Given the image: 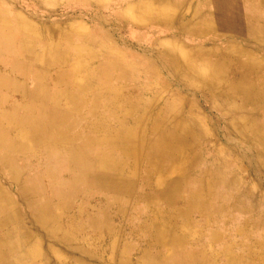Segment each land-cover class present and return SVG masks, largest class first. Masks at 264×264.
<instances>
[{"label":"rangeland","instance_id":"obj_1","mask_svg":"<svg viewBox=\"0 0 264 264\" xmlns=\"http://www.w3.org/2000/svg\"><path fill=\"white\" fill-rule=\"evenodd\" d=\"M210 1L0 0V264H264V41Z\"/></svg>","mask_w":264,"mask_h":264},{"label":"bare ground","instance_id":"obj_2","mask_svg":"<svg viewBox=\"0 0 264 264\" xmlns=\"http://www.w3.org/2000/svg\"><path fill=\"white\" fill-rule=\"evenodd\" d=\"M259 1V0H258ZM220 2V1H219ZM226 2V1H225ZM230 2V1H229ZM213 3V2H212ZM248 4V3H247ZM227 5V4H226ZM259 5V4H258ZM240 6V5H239ZM242 6H244V5H242ZM215 7V6H214ZM224 7V6H223ZM225 8V7H224ZM241 8V7H240ZM252 8V7H251ZM250 8V9H251ZM217 9V8H216ZM227 9V8H226ZM258 10V9H257ZM217 11V10H216ZM219 12V11H218ZM226 12V11H225ZM247 13V12H246ZM216 14V13H215ZM220 14V13H219ZM249 14V13H248ZM260 14V13H259ZM262 14V13H261ZM217 15V14H216ZM230 15V14H229ZM257 15V14H256ZM222 16V15H221ZM244 16V15H243ZM233 18V17H232ZM217 21V23H218V30H230V29H232L233 30V28H237L236 26H235V24L237 25H239L240 23H238L237 21H234V19L232 20V19H230V18H227V17H225V16H223V17H220V18H218V19H216ZM241 20V19H240ZM245 20V19H244ZM245 23V22H244ZM249 26V25H248ZM242 28V27H241ZM5 29V27L4 26H1L0 25V53L3 51V50H7L8 51V53L11 55L12 53H13V61L12 62H16L17 61V53H16V51H15V49H17V50H19L20 51V53H24V51L23 50H21L20 49V47L22 48V46H23V44H24V40H25V38H26V34H25V32L23 31V30H21L20 32L17 30V32H19V36L20 37H17L16 39V44L14 45V47H13V43H15V39H14V42H11L10 41V37L11 36H9V34L8 33H6V32H3V30ZM240 29V28H239ZM161 30V29H160ZM159 30V31H160ZM251 30V29H250ZM238 31V30H237ZM242 32H244V29H242ZM251 32V31H250ZM173 33V32H172ZM185 35V34H184ZM245 35V34H244ZM190 36V35H189ZM10 42V43H12V45L10 44V43H8V42ZM15 51V52H14ZM236 62L235 61V58H234V56H232V55H229L226 59H223V60H221L220 62H219V64H221L220 66L217 64L216 66H217V68H219V67H223V66H225V67H227V66H229V63L230 62ZM6 64V66H8L9 67V65H11L9 62H8V60L5 62ZM237 64H238V62H237ZM243 64H246V62H243ZM224 68V67H223ZM218 73L220 72V69H215ZM232 70V69H231ZM234 70V69H233ZM239 70H241V69H239ZM242 70H244V69H242ZM223 72V71H222ZM222 72H220L222 75H225V73H222ZM220 73H219V75H220ZM246 71L244 72V73H242V71H236L235 72V74L233 75L234 77H235V81L236 82H234V83H229V85H228V89H232V90H226V91H223L222 93H224V94H226V95H229L231 92L230 91H233V93L235 92L233 89H235L236 87H238V85H240V84H242L243 83V79H245V80H247L248 78H246L247 76H246ZM243 75H244V77H243ZM253 77L254 76H251V78L249 79V80H253ZM256 82V83H255ZM255 82H251V81H248V93L250 92V93H256V95H259L260 93L262 94V99H264V91L263 92H260L257 88H256V86H257V84L259 83V81L258 80H255ZM208 85H210V83H208ZM219 85V84H218ZM27 93H28V95H30L32 98H34L37 102V104H38V108H40V109H42V110H47L48 109V107L50 106L49 105V101H50V98H52V97H50V98H48V97H46L47 95H45L46 94V92L44 93V89L43 88H39L38 90H35V88H33V90L31 89V91H27ZM54 98V97H53ZM258 106V105H257ZM28 109V108H27ZM55 114V113H54ZM54 114L53 115H51V114H49V112L48 111H44V112H42V113H40L38 116H30V117H27V116H24L23 118H21L20 119V121L18 122V124L17 125H20V126H23L24 124H26V125H28V124H30V125H32V127L35 125V123H36V121H37V119H40V120H42V119H44L45 117H44V115H46V116H48L49 115V118H50V121L47 123V122H43V123H39V125H40V127L42 128V129H44V128H46V129H49L50 128V126H53V124H57V122L55 121V120H53L52 121V119H54L55 118V116H54ZM10 117H12V116H10ZM14 118H17V116H15ZM57 118V117H56ZM2 119V118H1ZM52 121V122H51ZM1 123L2 122H0V127H2V125H1ZM37 123H38V121H37ZM52 124V125H51ZM62 124V121L61 122H59L57 125H61ZM37 131V130H36ZM38 132V131H37ZM179 139V140H178ZM36 140H38V137L36 138ZM180 140H183V138H181V137H178V136H176L175 134H174V137H171V138H169V142L170 143H176V142H179ZM11 147H13V145L11 146ZM78 157H77V155H76V153L73 151L72 152V154L70 153V158H69V160L71 161V162H75V163H79V167H82V163H83V161L82 162H79V159H77Z\"/></svg>","mask_w":264,"mask_h":264},{"label":"crops","instance_id":"obj_3","mask_svg":"<svg viewBox=\"0 0 264 264\" xmlns=\"http://www.w3.org/2000/svg\"><path fill=\"white\" fill-rule=\"evenodd\" d=\"M212 2L213 4L220 6L218 7V9H216L217 11L215 10L217 15L216 14L213 15L214 20L225 16L232 20L234 19V21H237L238 23H240L239 25L235 24L236 27L238 26L237 28H233V30L232 29L229 30L230 32L229 35L243 36L245 38H248V36L250 35V36L261 38L262 41H264L263 40L264 38V0H259V1L258 0H211L209 3H212ZM242 29H244V32H242ZM262 41H260L261 45H262ZM260 53H261V56H260L261 60L256 61L255 64H253V67L262 69V72L260 74V77H261L260 79L262 80L264 78V54H263L262 48H261ZM258 62L259 64H257ZM248 68H251L249 63H248ZM260 83L264 84L263 82H260Z\"/></svg>","mask_w":264,"mask_h":264}]
</instances>
